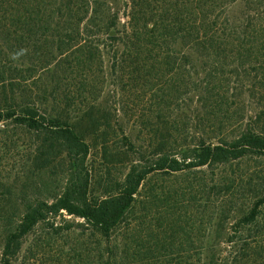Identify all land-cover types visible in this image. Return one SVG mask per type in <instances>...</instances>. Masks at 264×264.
Returning <instances> with one entry per match:
<instances>
[{"label": "rangeland", "instance_id": "obj_1", "mask_svg": "<svg viewBox=\"0 0 264 264\" xmlns=\"http://www.w3.org/2000/svg\"><path fill=\"white\" fill-rule=\"evenodd\" d=\"M96 1L108 21L114 14L120 24L127 20L128 0ZM66 3L0 0V107L34 104L63 120H73L92 105L104 110L102 122L111 127L96 136L88 162L93 173L90 192L98 196L123 179L133 164L153 158L149 151L162 138L166 144L177 146L198 139L203 128L194 92L204 73L194 70L193 63L187 65L190 74L176 71L136 76L129 60L121 73L113 64L114 41L97 32L90 36V29L83 28L86 13H82L79 28L67 24V10L56 11L57 5ZM234 11L241 12L239 8ZM88 50L93 55L88 56ZM226 70L230 82L228 119L222 131L213 132V136L227 134L232 138L257 112L264 85L259 84L260 76L255 71L241 74L240 70L239 76L228 75ZM184 79L188 84L180 85ZM90 124L86 120V129ZM124 135L134 147H129ZM36 140L22 128L0 124V174L15 179L22 159L31 153ZM57 173L52 176L58 180L53 183L55 190L64 175L61 169ZM263 191L262 156L195 170L151 173L114 235L115 264H207L205 256L212 241L220 245L212 247L211 253H228V236L241 248L258 238L249 250L253 252L248 253L247 264H264V220L244 228L236 224ZM4 192L0 185V203L5 202ZM77 234H54L40 226L26 237L15 264H67V257L72 256L68 251L71 243L81 242ZM96 241L92 236L85 243L93 254L97 252Z\"/></svg>", "mask_w": 264, "mask_h": 264}, {"label": "trees", "instance_id": "obj_2", "mask_svg": "<svg viewBox=\"0 0 264 264\" xmlns=\"http://www.w3.org/2000/svg\"><path fill=\"white\" fill-rule=\"evenodd\" d=\"M98 7L96 0H67L65 5L56 6V11L67 10V24L76 28L83 19L82 13L88 14L83 28L90 29V36L97 32L114 41L113 64L121 73L126 60L136 76L176 71L190 74L187 65L194 63V70L204 73V80L199 79L194 92L201 108L203 130L196 141L183 146L166 144L162 138L149 151L153 158L133 164L123 179L93 196V173L88 162L96 136L111 127L102 122L104 110L92 105L73 120H63L34 104L0 107V124L22 128L37 139L31 153L22 159L15 179L0 174V185L5 188V202L0 203V264H15L26 237L40 226L54 234L78 233L76 237L81 242L71 243L68 251L72 256L67 257V264H115L114 235L151 173L195 170L247 156L264 157L263 97L258 98L260 107L237 135L213 136V132L222 131L228 119L230 82L225 77L226 69L228 75H239L240 70L241 74L255 71L260 76L259 84L264 85V0H128L127 20L123 24L117 14L108 21ZM235 8L240 9V14L234 13ZM90 55L93 53L88 50ZM230 63L234 66H228ZM186 79L180 85L188 84ZM86 120L91 122L87 129ZM175 131L178 133V128ZM124 137L129 147H134L129 136ZM59 169L64 175L61 186L55 190L53 183L58 181ZM263 220L264 191L236 224L244 228ZM92 236L97 238L95 254L85 244ZM257 239L241 248L237 240L228 236L226 255L211 253L212 247L220 245L219 241H212L206 263L247 264L248 253L253 252L249 250H253Z\"/></svg>", "mask_w": 264, "mask_h": 264}]
</instances>
